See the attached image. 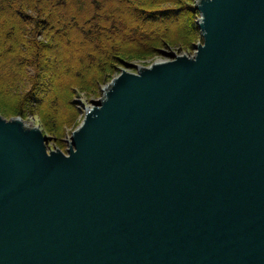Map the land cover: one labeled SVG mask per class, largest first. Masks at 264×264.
I'll use <instances>...</instances> for the list:
<instances>
[{
  "label": "water",
  "instance_id": "obj_1",
  "mask_svg": "<svg viewBox=\"0 0 264 264\" xmlns=\"http://www.w3.org/2000/svg\"><path fill=\"white\" fill-rule=\"evenodd\" d=\"M194 10L60 144L0 111V264H264V0Z\"/></svg>",
  "mask_w": 264,
  "mask_h": 264
},
{
  "label": "rangeland",
  "instance_id": "obj_2",
  "mask_svg": "<svg viewBox=\"0 0 264 264\" xmlns=\"http://www.w3.org/2000/svg\"><path fill=\"white\" fill-rule=\"evenodd\" d=\"M95 1H99L102 14L106 13L107 16L116 18V21L111 17L112 19L110 18L109 21L104 22L105 20L102 18L100 12H93L92 10V15L98 18V23H100L102 18L100 25L107 27L108 24H111L115 26L116 35L120 36L116 39L112 37L102 38L108 45L107 47L115 48L121 44H127L122 47L134 45L137 48H143L145 51H141L142 53L135 52L128 54L123 51L120 56L115 55L118 58V62L112 63L107 61L105 64L108 65V69L101 74L99 69L101 62L99 58H104V56H101L92 44H88L85 37L78 36L74 31L72 34L70 29H63L62 25L66 24V27L70 25V22L67 21L71 18L68 13L76 12L66 11L60 15L62 25L57 29L61 33H67L69 36L58 34L56 29V31L53 30V32L45 33L44 36L38 35L35 38V40L51 46V50L43 53V60L48 70L42 74L40 80V85H49L47 87L48 89L46 88L45 90L44 87V91H40L38 87L34 93L33 90L35 87H31L30 85L28 89H23L22 93L18 94L15 101L5 98L3 103H0V111L5 112L9 120L20 119L24 123H30L40 127L49 133L59 144L72 128L83 123L86 110L89 108L90 103L103 94V89H106L111 84L114 71H132L153 62L172 59L173 56L181 57L196 53V47L203 45L202 32L199 28L196 32L188 33L193 25L196 26L202 20L201 13L194 10L195 7L200 5L201 0H142L141 2L137 0ZM126 3L132 7L131 10ZM188 8L190 10L189 13H187ZM135 9L144 13H157L161 9H170L180 14L173 17L161 15V18L156 19V21H145L140 18L139 13L132 12ZM98 16H100V19ZM138 22L146 25H141ZM13 23L5 19L4 15H0V57L5 55L13 58V56L18 54L26 57L27 50L29 51L28 54L32 55L36 51L29 49L26 45L27 40L20 30H18L16 24ZM11 24L15 26L13 33V39L15 41L8 39L5 41L2 39V35H7L8 31L14 30L10 26ZM148 26L150 27L148 28ZM134 27L143 28L150 33L153 32L152 34L157 37L156 41H153L152 45L133 42L129 44L125 42L121 38L122 35L128 34V29ZM110 32L111 34L115 33L113 29ZM3 42L4 44H2ZM82 42H87V49H81L80 43ZM1 44L4 46H1ZM25 46L27 50L23 49ZM9 49L11 50L8 51ZM89 49H92V51ZM101 49L105 50V47ZM85 55L94 57L97 62L90 66H85V64L89 65L87 61L82 62V58ZM68 61H70V64H68ZM4 66L5 64L0 65V69ZM8 67H10V64ZM78 75H80V79H78ZM39 98L43 100L42 103L35 102ZM20 106L26 109L23 115L21 113L19 114L18 107ZM47 116L49 117V121L47 119L45 121ZM61 116L64 117V121L66 122L62 125L59 123ZM57 126L60 127L56 131H53L52 129Z\"/></svg>",
  "mask_w": 264,
  "mask_h": 264
},
{
  "label": "trees",
  "instance_id": "obj_3",
  "mask_svg": "<svg viewBox=\"0 0 264 264\" xmlns=\"http://www.w3.org/2000/svg\"><path fill=\"white\" fill-rule=\"evenodd\" d=\"M137 1L141 2L142 0H137ZM127 6L129 7L130 10L132 9V7L129 6L128 4ZM92 10L93 12H98V13L100 12L102 18H104L105 20L104 22L109 21L111 17L113 18V16H107L106 13L102 14V8L100 6V3L99 1L96 2L95 0L93 1L92 0H0V15H4L5 19L14 22L16 24V27H18V30H20L24 38L27 40L26 45L29 47V49H31L32 51L33 50L36 51L32 55H30L28 54L29 51L25 46V48L23 47V49L27 50L26 57L19 54L13 56V58L7 57L5 55H2L0 57V65L5 64V66L1 68L2 70L0 69L1 70L0 103H3V100H5V98H9L11 101L12 100L15 101L16 98L18 97V94L22 93L23 89H28L30 85L31 87L32 86L35 87V89L33 90L34 93L38 87L40 91H44L43 85H40V80L42 78V74L46 73V71L48 70V67L46 66V63L43 60L44 59L43 53L48 52V50H51V46L39 42L35 40V38L38 35L44 36L45 33L53 32V30L56 31L57 28L61 27L62 23H61L60 15L61 13L64 14L66 11L68 12L76 11V12L68 13L69 16L71 17L70 20H67L68 22H70V25L69 27H66V24L62 25L63 29L65 30L70 29V32L72 31L71 32L72 34L74 31V33L77 34L78 36L80 35L85 37L86 40L88 41V44L90 45L92 44V46L96 48V50L100 53V55L104 56V58L103 57L99 58L101 62L99 64V69L101 74L103 72H106V70L108 69V65L105 64L107 63V61H110L112 63L118 62V58L115 55L120 56V54H122L123 51L125 53L127 52V54L135 53V52L142 53L141 51H145L143 50V48H137L134 45L122 47L123 45H127V44H123V45L121 44L120 46L115 48L107 47L108 45L103 41L104 38L112 37L116 39L117 37L120 36L116 35L115 26L111 24H108L107 27L100 25V23H102L101 22L102 18L100 23H98L97 22L98 18L92 15ZM132 12L139 13L140 18H142L145 21H156V19L161 18V15L173 17V16H178L180 14L179 12L176 13V11L170 9H161L157 13L155 12L144 13V12H140L138 9L132 10ZM189 12L190 10L188 8L187 13ZM119 16L121 15L119 14ZM98 17L100 19V16ZM121 18H125V17H121ZM113 19L114 21H116V18ZM138 23L141 25H146L141 22ZM10 26L14 30L8 31L7 35H2V39H4L5 41L7 39L10 41L14 40L13 33L15 31V26L12 24ZM196 26L193 25L189 29L188 33L198 31L199 30L198 26L197 27ZM149 27L150 26H148V28ZM111 29L115 31L114 34H111L110 32ZM56 32L63 36H69L67 33L64 32L61 33V31L58 29ZM152 33L153 32L150 33L148 30H144L143 28L134 27L128 29V34L122 35L121 38L129 44L133 42V43L152 45L153 44L152 42L156 41L157 39V37H155ZM2 44H4V42ZM2 44L1 46H4ZM86 44L87 42L80 43L81 49L84 50L87 49ZM102 47H105V50H102L101 49ZM11 49H9L8 51H10ZM90 51H92V49ZM83 57L84 58H82V62L84 63L85 61H87V63L89 64V65L85 64V66H90L97 62L95 58L90 55L88 56L85 55ZM9 64L10 67L7 68ZM68 64H70V61H68ZM83 72H85V70H83ZM80 78H81L80 75H78V79ZM47 87H45V90ZM18 109H19L18 110L19 114L21 113L22 115L24 110H26L25 107L23 108L22 106L18 107ZM46 119L49 121L48 116L45 118V121ZM59 123H61L60 125L66 123L64 121L63 116H61ZM59 127L57 126L52 130L56 131V129Z\"/></svg>",
  "mask_w": 264,
  "mask_h": 264
},
{
  "label": "bare ground",
  "instance_id": "obj_4",
  "mask_svg": "<svg viewBox=\"0 0 264 264\" xmlns=\"http://www.w3.org/2000/svg\"><path fill=\"white\" fill-rule=\"evenodd\" d=\"M43 87H47V86H43ZM103 90H105V89H103ZM33 100H34V99H33ZM37 101L40 102V103L43 102V100H41V98L35 100L36 103H37Z\"/></svg>",
  "mask_w": 264,
  "mask_h": 264
}]
</instances>
